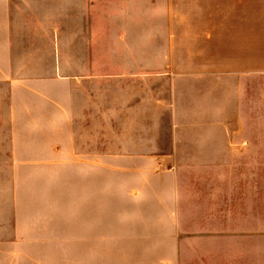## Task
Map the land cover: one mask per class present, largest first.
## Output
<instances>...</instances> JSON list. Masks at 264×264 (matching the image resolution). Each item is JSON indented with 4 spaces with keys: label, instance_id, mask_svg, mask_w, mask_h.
I'll list each match as a JSON object with an SVG mask.
<instances>
[{
    "label": "rangeland",
    "instance_id": "1",
    "mask_svg": "<svg viewBox=\"0 0 264 264\" xmlns=\"http://www.w3.org/2000/svg\"><path fill=\"white\" fill-rule=\"evenodd\" d=\"M241 2L0 0V264H264V37L252 71L227 62ZM178 37L208 64L172 71Z\"/></svg>",
    "mask_w": 264,
    "mask_h": 264
},
{
    "label": "crops",
    "instance_id": "2",
    "mask_svg": "<svg viewBox=\"0 0 264 264\" xmlns=\"http://www.w3.org/2000/svg\"><path fill=\"white\" fill-rule=\"evenodd\" d=\"M180 1H186V0H168V3L180 2ZM241 3H242L241 18H240L241 22L238 21L235 24H230L226 26L227 27V30H226L227 41H228V44L230 43V45L227 46V52H228L227 55L230 57V58L228 57L227 62L230 65L231 64L237 65V62L240 59V62L243 61L244 63L245 70L252 71L253 70V67H252V63H253L252 36H257L256 38L258 39L259 42L262 40V38L264 37V34L262 33L263 28H264L263 26L264 22L258 19L257 21H254L255 23H253L252 25L251 23L252 18L250 19V2L249 0H242ZM257 13H258L257 17H260L261 12L257 11ZM196 39H197L196 42L198 43V38ZM203 40H204L203 41L204 43L207 42L206 38H204ZM237 40L240 41L239 44H236ZM172 45L174 46V48L171 46V53L173 55L172 71L173 70H175L176 72L180 71L181 74L188 75V73L191 74L197 70V69H194V67H197V65L204 66L208 64L206 63V61H204L203 63L194 61V58L192 57H195L197 55L193 53V51L199 48H197L196 45L195 47H193L191 43L189 42L188 37H185V38L178 37L173 40ZM204 48L205 46L202 49ZM177 52L180 53L179 58L177 56L178 54ZM238 56H239V59H237ZM229 68L231 67L229 66ZM233 68H237V67H233ZM241 69H244V68H241ZM86 71L87 69L85 70V72ZM86 73H80V75L76 73L75 76L71 78L72 79L71 85L73 87V90H76L74 89V87H78L79 85H80V88H82V85L84 84L89 85V82L87 80L88 76L85 75ZM27 77H29V75L28 73H25V75H22L21 77H19V79H17L16 82L20 81V83H22L21 82L22 79H27ZM6 80L10 81V79H6ZM46 80L51 81L53 80V77L51 76V77L46 78L43 76L37 79L36 81L43 83ZM13 85L14 84L11 83V86ZM30 90L31 89L29 88V92ZM79 99H80V105H82V109H81V112H80V107L78 108V110L76 109L72 110L73 121H76V119L91 121L90 119L92 118V113L94 110L93 108L94 105L92 104L91 96L89 95V93H86V97H80ZM39 102H41L40 104L44 105L45 103L46 104L49 103V100L41 99ZM12 115L14 116V112L12 113ZM83 130H86V128H83ZM74 132L76 133L77 130H74Z\"/></svg>",
    "mask_w": 264,
    "mask_h": 264
}]
</instances>
